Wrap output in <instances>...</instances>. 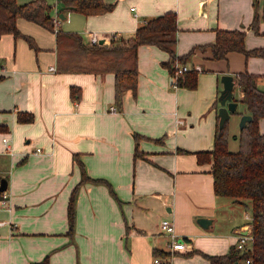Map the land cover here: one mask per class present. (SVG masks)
Instances as JSON below:
<instances>
[{"label": "crops", "instance_id": "1", "mask_svg": "<svg viewBox=\"0 0 264 264\" xmlns=\"http://www.w3.org/2000/svg\"><path fill=\"white\" fill-rule=\"evenodd\" d=\"M49 1L54 16L64 13L58 27L85 41L97 30L105 43L113 32L129 37L148 17L176 10V52L187 55L176 64L196 70L197 84L174 86L169 51L141 43L137 93L126 90L119 109L114 71H59L56 30L19 15L18 27L34 44L12 32L0 36V177L9 195V206L0 207V264L46 255L47 264H160L155 250L163 260L171 255L172 264H208L201 251L227 252L239 233L251 231L248 204L215 192L213 161L200 162L196 151L214 147L222 75L234 76L238 102L227 120L229 148L239 143L233 136L241 115L251 114L236 75L249 71L264 89V56L231 49L216 58L212 46L218 28H244L247 48L264 47V0L256 26L255 0H109L113 8L89 14ZM259 128L264 135V117ZM83 168L107 179L121 204L105 183H80ZM78 184L71 232L68 203ZM201 217L211 220L207 227ZM163 218L174 220L185 251H170Z\"/></svg>", "mask_w": 264, "mask_h": 264}, {"label": "trees", "instance_id": "2", "mask_svg": "<svg viewBox=\"0 0 264 264\" xmlns=\"http://www.w3.org/2000/svg\"><path fill=\"white\" fill-rule=\"evenodd\" d=\"M262 0H255L256 10L253 24L256 26L261 17L258 5ZM115 2L109 0H60L59 10L76 9L86 14L102 13L113 8ZM53 3L49 0H0V36L5 32L24 35L34 44L31 35L24 33L17 25V17L23 15L35 20L53 30L57 34V69L59 71H91L112 70L115 73V103L119 109L123 108V95L130 89L134 95L138 86V47L141 43H156L169 51L170 58L165 62L172 75L176 71V62L185 61L187 55H178L177 42V12L166 10L148 17L141 22L135 32L129 37L112 33V42L85 41L81 33L57 26L55 16L51 13ZM244 28H218L215 41L212 43L213 55L216 58L226 56L231 49H239L247 55L264 56V47L247 48L245 46ZM236 83L243 91L242 101L253 118L241 128L237 137V150L229 148V133L227 122L223 128L217 121L215 143L212 150L196 151L200 162L213 161L214 189L219 195L230 196L235 201L251 206V234L252 245L240 249L237 244L231 245L229 250L220 254L201 253L208 259V264H264V135L259 128V119L264 117V89L258 86L255 75L243 71L236 75ZM197 71L188 70L178 75L177 85L195 87ZM71 93L79 97L80 88L72 86ZM237 100V99H236ZM20 119H24L22 114ZM31 118L30 116L28 117ZM140 134L136 133L135 155L142 154L138 141ZM82 165V161L78 159ZM2 177H0L1 180ZM84 181L105 183L111 194L121 204L122 199L117 195L112 184L104 178H93L82 169ZM79 183V184H80ZM78 185L68 203V217L70 230L74 231L75 209ZM3 191H0V197ZM157 255L163 251L155 250ZM250 259V263L246 260ZM48 255L41 261L31 264H47Z\"/></svg>", "mask_w": 264, "mask_h": 264}, {"label": "built area", "instance_id": "3", "mask_svg": "<svg viewBox=\"0 0 264 264\" xmlns=\"http://www.w3.org/2000/svg\"><path fill=\"white\" fill-rule=\"evenodd\" d=\"M131 8H135V5H132ZM60 18L61 16L59 14H56L55 20L57 23L60 20ZM88 33H89L91 42H99L105 38V36L101 35V33L97 30H90ZM51 68H54V67H51ZM188 70H192V68L189 67L187 64H177L175 74L172 75V84L174 86H178L177 85L178 75ZM4 141H5L6 150L10 152L12 147L10 146L8 139L5 138ZM8 199H9V195L5 190L3 191V194L0 197V207L9 206ZM246 216L248 218L250 217L248 213ZM160 226H161L162 231H164L165 233L169 235L168 247L170 251H176V250L185 251L187 249L188 242L185 241V239L176 231L174 220L170 218H163L161 220ZM252 241H253V236L251 234V231H247L246 233L241 232L238 235V241L236 244L240 249H246V248L251 247ZM154 260L155 262L160 263V264H172L171 255H167L165 260H163L161 256L156 255ZM246 263H250V259H247Z\"/></svg>", "mask_w": 264, "mask_h": 264}, {"label": "water", "instance_id": "4", "mask_svg": "<svg viewBox=\"0 0 264 264\" xmlns=\"http://www.w3.org/2000/svg\"><path fill=\"white\" fill-rule=\"evenodd\" d=\"M60 16H64L63 12H60ZM223 87L220 90L218 96V101L220 106L218 108L219 115V127L223 128L227 120L229 119L232 112H235L237 109L238 102L234 99V76L231 74H224L221 77ZM253 118L252 114L244 113L240 117V127L242 128L246 123ZM8 187V180L6 177H2L0 180V191H5ZM211 220L206 217H201L198 219V222L207 227L208 223ZM246 233V232H243Z\"/></svg>", "mask_w": 264, "mask_h": 264}, {"label": "rangeland", "instance_id": "5", "mask_svg": "<svg viewBox=\"0 0 264 264\" xmlns=\"http://www.w3.org/2000/svg\"><path fill=\"white\" fill-rule=\"evenodd\" d=\"M239 125H240V121H239ZM238 146H239V143H237V141H236L235 143L230 144V147H231L230 149L231 150H237ZM244 209H245V212H247L250 215V217H251V206L250 205L245 206ZM243 213L244 212H242L241 214H243ZM247 213H245V215ZM250 217H249V219H250ZM225 227H228V225H226Z\"/></svg>", "mask_w": 264, "mask_h": 264}]
</instances>
